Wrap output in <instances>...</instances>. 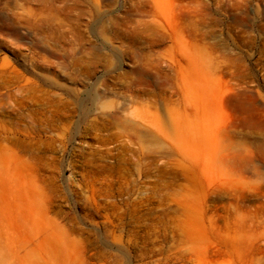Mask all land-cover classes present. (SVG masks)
Returning <instances> with one entry per match:
<instances>
[{
    "label": "rangeland",
    "instance_id": "obj_1",
    "mask_svg": "<svg viewBox=\"0 0 264 264\" xmlns=\"http://www.w3.org/2000/svg\"><path fill=\"white\" fill-rule=\"evenodd\" d=\"M0 264H264V0H0Z\"/></svg>",
    "mask_w": 264,
    "mask_h": 264
}]
</instances>
